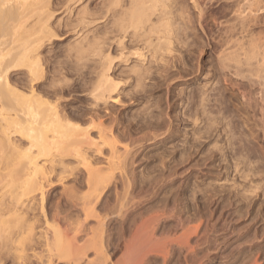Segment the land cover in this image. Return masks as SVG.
I'll list each match as a JSON object with an SVG mask.
<instances>
[{"label":"rangeland","instance_id":"rangeland-1","mask_svg":"<svg viewBox=\"0 0 264 264\" xmlns=\"http://www.w3.org/2000/svg\"><path fill=\"white\" fill-rule=\"evenodd\" d=\"M33 1L31 0V2ZM46 1L36 0L38 4L36 3L35 7H32L33 3L25 0L26 7L23 3L22 6H17L19 9L15 8L14 13L16 10L17 13H23L22 11L24 13L22 15L16 13L18 16L13 14L14 19L11 17L12 20H10L9 17L10 19L7 18L9 20H4V24L5 26L7 24L8 28L4 32L6 35L2 39L3 43L0 41L2 43L0 48H5L4 51H7L8 47V49L16 48L17 45H20L17 44L18 38L23 37L22 43L26 39L29 40L30 38H27L29 34H34L35 29L40 28L41 24L38 21L42 22L45 18L47 20V17H51L50 20L48 19L49 22L48 20H44V22L49 23L48 26L51 27L50 30L52 29L51 32L55 35L50 41L44 39L46 42L43 40V45L41 44L39 50L37 49L38 51L36 50V53L33 54L38 59L41 58L39 64L43 70V79L36 92L40 93L41 99L47 103L57 105L60 114L84 115L85 118L77 120L80 121L81 127L84 126L83 129L92 126L89 125L90 121L88 120L90 110L95 107L90 92L95 84L92 82L98 80L96 78L98 71L102 72L104 69H100L101 64H107L110 61L111 69L108 74L121 89L118 95L113 94L111 99L99 102L98 115H112L115 118L114 124L117 125V129H115L114 135L118 137L116 142L119 141L116 145L118 148L126 145L129 152L122 159H113L109 165L107 147H103L99 153L95 152V147L85 143L86 146L82 145V147H85L87 165L84 166L85 164L83 165L79 158L73 157V153V156L70 153H66L68 156L61 153L63 156L59 157L61 161L58 157L51 158V156H38V154L36 157L37 151L28 148L30 147L28 140L12 131L9 134L8 146L0 147V176H6L3 179L0 178V182H3L0 184V264H41L45 259L46 252L41 247L39 233L46 228L48 222L53 224L52 226L56 224L53 219L56 214L60 218L64 216L69 218L68 224L73 222L78 225L80 220L77 221L78 215L74 213L69 197L72 195L81 197L88 193L84 185L88 169H102L103 171H99L104 174H101L107 175L114 169L112 164L114 165L116 160L119 167L122 163L124 165L121 166L122 168L120 167V171L116 169L118 167H115L114 172L112 171L114 181L111 180L107 195L109 203L117 204L123 201L124 207H129L130 209L127 210L133 211L131 220L125 225L127 230L129 226H132L133 229V226L136 228L143 222L148 224L157 220L162 223L160 230L171 229L175 226L179 228L180 225H184V229L198 226L200 236L197 241L198 247L206 251L205 248L214 243L216 248H220L222 257L216 259L217 264L222 262L239 264V260L244 254L243 251L250 243L259 239L258 241L264 244V220H262L264 217V101L261 102L263 99L261 92L262 90L264 92V76L261 75V71L264 68L260 67L259 70L253 63H250V60L244 64L245 55L249 56V59L252 56V54L251 56L248 54L250 52H247L253 49V46L248 43L251 41V44L258 49L257 51L255 48V50L253 49L254 52L251 53H254V56L252 58L256 59L259 55L256 61L254 59L251 62L260 63L264 67V62H262V58H264V0H177L178 5L177 1L173 0L166 1V4L163 2L160 6L159 3L162 1L158 0V5L155 4L158 10L150 17L153 22L147 23L142 29L147 28L148 24L153 26L156 22L158 23L155 17L163 15V19H160L163 20V25L168 23L169 27L166 31L168 34H165L164 30L167 26L162 27L163 30L159 27L155 30L157 34L162 30L160 33L162 42L157 38L159 35H150V33L147 35L141 28V30L134 31L135 34L139 32V36L132 33L134 29L129 26V23L124 22L126 20L123 19V17L126 18L125 11L122 12V6L123 9L129 6L128 1L130 2V0H122L124 4L122 6L121 2L120 5L117 4L118 7L121 6V9L117 5H111L115 7L111 8L110 6L111 9H109L108 5L112 3L111 1L107 5L110 11L107 8L106 10V5H104L109 3L108 0H80L78 3L72 0ZM161 5H165V8L162 9ZM21 9L24 10L20 11ZM114 11L121 17L124 15L122 19L119 18V15L116 16ZM110 12H113L112 16ZM77 13L82 14L85 18L84 21L83 18L80 19V15L77 16ZM41 14L43 17L38 16ZM24 15L29 16V18L26 16L27 22L24 27V29L29 28V31L25 29L26 32L23 34ZM18 17H20V22H14ZM78 18L83 24L78 22ZM113 19L120 23L115 21L117 23L115 24ZM120 20H124L126 26L131 28L130 30L127 27L128 31L127 34L124 31L125 35L121 32L120 24L122 22ZM7 21H11L12 24L6 23ZM17 22L22 25V28L20 26L21 31H16L19 28ZM44 22L42 23L47 24ZM161 24L159 25L161 26ZM113 25H117V28L115 29ZM150 25L148 28L151 27ZM157 25H154V29ZM33 26L35 29H32ZM245 27H249L246 29L247 33H244L246 32ZM12 29L13 31H11ZM18 32L24 36L26 33L28 36H19ZM115 32L117 33L115 34ZM128 32L134 38H131L133 36H129ZM11 33L16 34L14 40L17 43L13 40L14 35L12 38ZM144 34L147 35L150 44L153 42L148 48H145L144 44L147 38L144 37L145 41L141 39ZM165 35L168 36L165 38ZM83 37L86 39L83 40ZM83 43H86L87 46L86 44L83 46ZM91 43L97 47L92 45L96 48L98 55L93 53L95 50L91 47ZM147 43L146 46H148ZM241 44L244 46L241 47ZM245 44L248 45V49L249 46L252 48L245 51ZM75 45L78 48L81 46L87 48L88 53L86 49L81 51L84 52L83 55L87 54L83 56V59L79 52L82 48L78 50ZM70 47L72 52L69 51ZM74 48L75 51L78 50L76 53L72 50ZM97 49L100 51L98 52ZM77 52L81 55L79 56ZM148 52L154 53V56ZM238 53H241L240 58ZM133 54L142 55L145 58L138 59V56ZM226 54L234 56L235 60L239 58L244 63L239 59L237 62L230 60L232 56H229L231 58L224 57ZM242 54L243 57H241ZM79 57L82 60H79ZM220 57H223V64L220 62ZM105 59H108L107 62ZM238 63L241 68L237 65ZM179 65L192 76V72L198 70L197 77L192 79L189 75L187 78L182 76L179 78L180 74L177 73ZM261 65L257 64L256 66ZM172 66H174L175 72ZM236 66L239 72L242 70L245 74L243 73L244 75L241 76V73L238 72V77H236V70L233 69H236ZM253 66L256 68L255 71L258 69L256 72H260L256 78L259 79L260 76H263L262 79H259L262 80V83L252 78L254 73L256 76ZM136 67L141 68L137 69ZM131 68L132 73H130ZM135 68L140 72L134 70ZM23 71L25 69L9 71L8 81L14 90H17V94L23 93L25 96L28 95L32 84L28 81L26 74L22 73ZM173 73L175 76H172ZM98 74L100 75V73ZM135 74H139L140 77ZM141 74L143 78H141ZM140 79L142 80L140 81ZM242 81L245 82L244 86ZM255 82L261 86L263 84V86L259 87L257 83V87ZM90 83L93 85H91L92 87ZM35 88L34 86V90ZM57 88L63 89L61 95H51L50 91ZM248 93L253 95L256 101ZM257 95L261 99H257ZM113 99H118L119 102H115ZM248 100L249 103L255 101L257 108L255 106L256 109L244 107V104L247 103L245 101ZM2 103L3 101L0 100V104ZM2 106L0 105V112L9 113L11 117L14 116L13 111L7 112L9 111L7 106ZM104 119L106 117L102 120ZM74 121L76 120L71 121V124H78ZM85 121H89L88 124ZM254 122L258 126L253 128ZM84 123L86 124L84 125ZM105 125L106 127L109 125L107 120ZM125 128L129 132L122 134ZM129 134L131 135L129 136ZM89 136L96 140V131H90ZM27 149L31 150L29 152L35 156L39 165L46 167L44 171L47 179L44 183L46 186L44 190L48 191V194L45 195L42 202L39 200L38 193L18 197L20 190H17V193L14 187L6 185V182L12 180L8 176L10 172L18 171L20 173L23 171V161L19 162L20 158L19 160L16 158L20 156L16 157V154L19 155L20 151L26 154ZM13 150L19 152L15 154ZM49 158L53 159L55 163L48 162ZM120 160H123L122 163ZM108 166L109 169L110 166L113 169L109 171ZM120 174L123 175V181ZM116 175L118 176L115 177ZM128 185L130 186L128 187ZM113 186H117V188H113ZM12 188L15 192L11 191ZM155 219L157 220L155 221ZM180 221L181 224H179ZM73 223L71 227L74 225ZM161 233L159 232V235L163 237L164 234ZM27 236L30 237V240L29 238L25 239ZM208 253L212 255L214 252L209 250ZM155 264H159V261Z\"/></svg>","mask_w":264,"mask_h":264},{"label":"bare ground","instance_id":"bare-ground-1","mask_svg":"<svg viewBox=\"0 0 264 264\" xmlns=\"http://www.w3.org/2000/svg\"><path fill=\"white\" fill-rule=\"evenodd\" d=\"M24 1L25 0H0V38H1L0 41L1 42H2L3 37L6 35V34L4 35V32L8 28V27H6V26H8L7 24L5 26L4 20L9 18V17L13 18V16H14L13 14L17 13V10L15 11L16 13H14L15 8H17V6L19 7V5L22 6ZM34 1H35V3H34ZM34 1L31 2V0H29L30 3H33L32 7L37 3L36 0H34ZM48 1H50V0H47L46 2H48ZM68 1H70V0H68ZM72 1H74L75 3H78L80 0H72ZM111 1H112V3H111ZM123 1L122 0H108L109 3L104 4V5H106L105 9L107 8V5L110 3L111 4L108 5L109 9L115 7V6H111V5H117L120 2H121V6H122ZM161 1L162 2L159 3L158 0H130V2L128 1L129 6H126L127 8L124 7V9H123V6H122V12L125 11L124 15L126 16V18L123 17L124 15H122L121 12H120V14L122 15L123 19L127 20V21L126 20L125 21L123 20V21L126 23H129V26H131L134 29L132 33L135 34L134 31H136L137 29L141 30L144 25L146 26L147 23L153 22V21L151 22L150 17H152V15L155 14V11L158 10L155 7L158 5L157 3H159V6H160V4H162L163 2H165V4H166V1L168 2V1H173V0H161ZM174 1L176 2L177 0H174ZM178 1H177V5L179 3ZM29 2H28V5L30 4ZM69 3H67L68 6H69ZM103 3H104V1H103ZM128 3H127V5H128ZM46 4H48V3H46ZM155 4H157V5H155ZM169 4H170V2H169ZM26 5L27 4H25V7H26ZM119 5H117V7ZM171 5H172V3H171ZM173 5H174V2H173ZM21 6H20V8H21ZM110 6H111V8H110ZM161 6H163V5H161ZM43 7H44V5H43ZM120 7H118V8H120ZM163 8H165V5L162 7V9ZM17 9H19V8H17ZM27 9H29V7ZM125 9H128V10H125ZM22 10H24V9H21L20 11H22ZM25 11H27V10H25ZM80 11H82V10H80ZM22 12L24 13V11H22ZM47 12L50 14L49 11H47ZM82 12L84 13V11H82ZM18 13L20 14L21 12H18ZM23 13H21V15ZM112 13H111V16H112ZM116 13L117 12H115V14ZM17 14H16V16H18ZM77 14H78L77 16L80 15L81 16L80 19L83 18L82 20L84 21L85 18L82 16V14H79V13H77ZM50 15H52V14H50ZM117 15H119V14H116V16ZM24 16H25L24 20H26L27 15H24ZM38 16L43 17L42 14L38 15ZM162 16L161 17L160 16L155 17V19L157 18L156 20H158V23L156 22V24L159 25L162 23L161 26L157 25V27H155V29H154V25L156 26V24H153V26H152V24L151 25L148 24L147 28L144 27L148 31V33H147V31L146 32L144 31L145 29L144 30L142 29L143 33H145L147 35L149 33H150V35L151 34H153L155 36L159 35V37H157V38L160 39L159 40L160 42H162L161 38H160V36H161L160 33L163 30L162 27L165 28L167 26V28L164 29L165 32L168 31V27H169L168 23H164V25H163ZM27 17L29 18V16H27ZM114 17H115V15H114ZM120 17L121 16L119 15V18ZM122 17L120 19H122ZM12 18L10 20H12ZM19 18L20 17H18L17 20H14V22L15 21L20 22ZM21 18H22V16H21ZM50 18L51 17H47V20L48 19L50 20ZM111 18H113V17H111ZM116 18L119 19L118 17H116ZM160 18H162V19H160ZM9 19H7V20H9ZM38 19H40V18H38ZM80 19L78 18L79 23L81 22ZM24 20H22L23 21L22 25L24 24L23 28H22V25H19V23L17 22V24H18L17 26L19 28L16 31L20 30V26L22 29H24L26 22H27V20L25 22H24ZM44 20H46V18ZM44 20L42 22H44ZM49 20H48V22H49ZM160 20H162V22H160ZM115 21H118V20H114V23L117 24ZM123 21H121L122 24H120V29H121V32H123V35H125L124 31H126V34H127V31H128L127 27H129V26H126V24ZM165 21H167V19H165ZM8 22H10V24H12L11 21H7L6 23H8ZM42 22H41V20L38 21V23L41 24L40 28L37 27L35 29L34 26L32 27V29H35L36 32L32 35H30L31 33L29 34V37H27V38H30L29 40L23 39L24 45L22 43L23 37L22 38L20 37L21 39L18 38L17 39L18 43H17V41L14 40V39H16V37H15L16 34L14 35L13 33H15V32H13L10 35H12V38L14 35L13 40L17 44H20V45H17L16 48H14V49L13 48L8 49L9 47L8 48L6 47L7 51L6 50L4 51L5 48H3V49L0 48V100L3 101V103L5 102L4 104H6L5 106L3 103L0 105H3L2 107L7 106L6 108L9 111H7L6 109H4V111H7V112L13 111V115H14L13 117H11L9 113L0 112V145H1L0 147L8 146L9 134L12 133V131H13V132L18 133L21 137H24L28 140V143L30 146L28 148L35 149L37 151L36 157L38 154V156H46V157L51 156V158L52 157L53 158L58 157V159H59V157H63L62 155L65 156L66 153H70V155L73 153L74 156H73V154H72V156L73 157L76 156L77 158H79L80 159L79 161L83 165L85 164L84 166H86L87 165V159L85 157L86 156L85 151H84L85 147H82V145L86 146V144L95 147V149H94L95 152H99V153L101 152L103 147H105V148L107 147L108 152H109V155H108L109 160H107V162L109 165H111V163L113 162V159L119 160V159H122L123 157H126V155H128V152H129L126 148V145H123L122 148H118L117 147L118 145H116V144H118L117 142H119V141L116 142L118 137H116L114 135V132L116 131L115 129H117V125L114 124L115 118L112 117V115H104V116L98 115L99 102L106 101L107 99H111V97H112L111 95H113V94L118 95L119 91L121 89V88H119V85H117L115 81H114L115 83L113 82V80L110 78V76L108 74V72L111 69V62L110 61L107 64L104 63L106 65L101 64L100 69H103V68L104 69L102 70V72L98 71V73H100V75L97 73V75H98V77H96L98 79V80H96L97 83L92 82V83H95V84H93L94 86L90 83V86L91 85L93 86V88L90 90V92H91V95L94 99V104H95V107L90 110L91 111V113H89L90 118L88 117L89 118L88 120L91 123V124L89 123V125H92V126H89L90 129L88 127L87 128L85 127L83 129L84 126L81 127V125H79L80 121L79 122L77 121V120L81 119L82 117L85 118L84 115H82V114L81 115L60 114L59 111L57 110V105H55V104L52 105L50 103H47L44 99H41L40 93L37 94L36 89L40 87V82L43 79V75H42L43 70L41 69L42 67L39 64V60H41V58L38 59V57L36 55H33V54H34V52L36 53L37 49L39 50V48L41 47V44L43 45L44 39H46L47 41H50V39L55 35V34L53 35V32H51L53 30L52 29L50 30L51 27L48 26L49 23L46 22L47 24H43ZM118 23H120V22L118 21ZM149 25L151 27L148 28ZM17 26H15V27H17ZM116 26H114L115 29L117 28ZM242 26H243V24H242ZM158 27H159V29L160 28L162 29V30L158 31V33L160 32L159 34H157V31H155ZM240 27H241V25H240ZM124 28H125V30H124ZM150 28L153 29L154 32L151 31ZM247 28H249V27H247ZM247 28L245 27V30ZM25 29H26V31H29L28 30L29 28H25ZM25 29L22 32L23 34H24V32H26ZM130 30H131V28H130ZM11 31H13V29ZM227 31L229 32V30H227ZM121 32L118 31V33H121ZM247 32L248 31L246 30V32H244V33H247ZM22 33L18 32L17 35L19 34V36H22L23 35ZM116 33L117 32H115V34ZM129 33L130 32H128V34ZM154 33H156V34H154ZM2 34H3V36H1ZM137 34L139 36V32H137ZM137 34H135V36H137ZM145 34L142 35V37H141V39H143L144 41H145L144 37L147 38V35H145ZM165 34H168V33L166 32ZM117 35L119 36V34H117ZM131 35L129 34V36H131ZM162 35H163V33H162ZM26 36H28V34L25 33L24 37H26ZM120 36H121V34H120ZM166 36H168V35H165V38H166ZM86 37H83V40H85ZM119 38L120 37H118V39ZM122 38H123V36H122ZM131 38H134V36ZM143 40H142V42H143ZM146 40H147L146 41V43H147L148 38ZM19 41H20V43H19ZM149 41H150V39H149ZM140 42H141V40H140ZM2 43H0V47H2ZM86 43H88V42H86ZM146 43H144L145 48L146 47L148 48L149 46H151V44L153 42L151 44H150V42H148L147 43L148 46H146ZM248 43L253 46V49L255 48V46L253 44H251V41H249ZM10 44H12V43H10ZM83 44H81V45H83ZM85 44L83 46H85ZM95 44H96V42H95ZM95 44L91 43V47H92V45L95 46ZM77 45H79V44H77ZM77 45H75V47L78 48ZM89 45H88V49H89ZM248 45H246L245 51H247L246 49H248ZM3 46H5V45H3ZM86 46H87V44H86ZM97 46H98V44H97ZM243 46L241 44V47H243ZM252 46H249V49L252 48ZM95 47H92V48L95 50L97 48V47L96 48ZM156 47H157V45H156ZM81 48H82V46L80 48H78V50ZM84 49L87 50V48L84 47V48H82V50L79 51L82 54V59L84 58L83 56L87 55L86 53H85L86 55H83L84 52L83 53L81 52ZM93 49H92V51H93ZM98 49H97V51H98ZM253 49H250L249 51H247V52H250V53H248V54H250V56H251V54H252V56H254L253 55L254 53H251V52H254L255 49H256V51L258 50L257 47L254 50ZM72 50H74L75 53H76V51H78L77 49L75 51V48ZM156 50H158V49H156ZM69 51L72 52L71 47H70ZM90 51L91 50H89V52ZM148 51H152V50H148ZM155 51H154V53H155ZM239 51L242 52L241 50H239ZM86 52L88 53V50ZM247 52H246V54H247ZM80 53L77 52V54H79V56L81 55ZM93 53H96V50ZM154 53L148 52V54H152V55ZM232 53H234V52H232ZM232 53H228V54H232ZM242 53H244V52H242ZM256 53H258V52H256ZM137 54H139V52H137ZM228 54L224 55V57L228 58L229 56L233 55L232 54V55L228 56ZM95 55H98V54L96 53ZM133 55H135V54H133ZM144 55H146V54H144ZM152 55H150V56L153 57L154 55L153 56ZM237 55H239V58H240L241 53L240 54L238 53ZM135 56H138L137 57L138 59L140 57H142V58L144 57L142 55H135ZM243 56L244 55L242 54L241 57H243ZM252 56L249 59V56L245 55V58H244L245 63L242 62L239 58H237V59H239L240 62H242L244 64H246V62L248 63L250 60V63H253V65L255 67L259 68V70H260V67L264 68V67H262V65L260 63L251 62V60L255 59V58H252ZM257 56L259 57V55H257ZM74 57L76 58V56H74ZM107 57H105V58H107ZM233 57L234 56H232V58ZM80 58L81 57H79V60H82ZM229 58H231V57H229ZM232 58L230 60H234L236 62L238 61L237 59L235 60L234 58L233 59ZM257 58L255 59V61L257 60ZM261 58H262V55H261ZM261 58H259V59H261ZM108 59H109V57H108ZM108 59H105L106 62ZM79 60H78V62H79ZM220 62H222V64H223V57H220ZM262 62H264V58H262ZM239 63L237 65H239ZM250 63H249V65H250ZM255 64L256 65L258 64L261 66L258 67ZM175 65H177V64L175 63ZM197 66H198V64H197ZM246 66L247 65H245V67ZM173 67L174 66H172V69H174ZM234 67H235V65H234ZM255 67L253 69L254 71L256 69ZM136 68L138 69L141 67H136ZM136 68L134 70L138 71ZM239 68H241V65H239ZM247 68H248V66H247ZM24 69L26 72L23 71L22 73L26 74L28 81L32 84V86L29 89L28 95H25L26 97L23 96V93L17 94L16 93L17 90L15 91L14 88L12 87V85L10 84V82L8 81L9 80L8 79V72L9 71H11V70L12 71H15V70L22 71ZM195 69H197V68H195ZM233 69H234V71L236 70L235 74H236V77H238L237 76V73L239 72L238 67L236 69L235 68H233ZM250 70H251V68H250ZM186 71H188V70H186ZM197 71L196 70L194 72L190 71L193 74V76H192L191 74L185 72L183 67L181 68L180 65L177 68V73L180 74V76L178 75L179 78L181 76L184 78H187L189 75H191L192 79H194L198 75ZM240 71L241 72H239V73H241V76H242L244 71L243 72H242V70H240ZM139 72H140V70L138 71V73ZM174 72H175V69H174ZM245 72H246V70H245ZM258 72H256V76L254 73V77H252V78H254V80L258 78L257 75L260 74V72L259 73ZM261 72H262L261 75L264 76V69H262ZM130 73H132V68H131ZM165 73H167V72H165ZM142 74H141V78H143ZM246 74H247V72H246ZM135 75H138L140 77L139 74H135ZM173 75L175 76L174 73L172 74V76ZM239 76H240V74H239ZM263 76H260V78L262 79ZM259 79H257V80H259ZM141 80L142 79H140V81ZM261 81L259 80L260 83H262ZM250 82L251 81H249V83ZM242 83H243V81H242ZM257 83H256V85L258 87L259 83L258 84ZM253 84H251V85H253ZM244 85H245V82L243 83V86ZM34 86L36 87L35 90H34ZM260 86L261 85L259 84V87ZM262 86H263V84H262ZM246 88L249 89L248 87H246ZM251 88H252V86H251ZM250 91H249V93H250ZM257 91L259 92V90H257ZM62 92H63L62 88H57V89H52L50 91V94L53 96H58V95H61ZM262 93H264L263 90L261 92V98H263L261 102L264 101V94L262 95ZM249 95L253 97V95H251V94H249ZM259 95H260V93H259ZM259 95H257L258 96L257 99L259 98ZM261 98H259V99H261ZM113 100L115 102H119L118 99H113ZM254 100H255V98H254ZM255 101L252 103L251 102L249 103V100L245 101L247 103L244 104L245 105L244 107H246V108L254 107ZM228 103L230 104V101H228ZM259 106H260V103H259ZM2 107H1V111L3 109ZM255 107L257 108V106H255ZM255 107H254V109H256ZM241 109H242V107H241ZM261 111H263V110H261ZM259 114H261V113H259ZM104 117H106V119L102 120ZM73 120H76L74 122H77L78 124H75V123L71 124L72 123L71 121H73ZM106 120L109 122L108 127H106V125H105ZM88 122H86V123L88 124ZM86 123H84V125ZM254 124L255 125L252 126L253 128L258 126V124L256 122H254ZM262 128H263V126H262ZM92 130L96 131V133H97V139L96 140L91 139V137L89 136V132ZM166 131H167V129H166ZM128 132H129L128 129L125 128V131L122 134H126ZM253 132H257V131H253ZM130 135L131 134H129V136ZM88 138H90V139H88ZM121 138H123V137H121ZM119 139H120V136H119ZM127 139H130V138H127ZM30 149L26 150L27 153L24 151L26 154H23L21 151L20 152L16 151L17 153L19 152V155L16 154V152L13 150V152H15V154H16V157L20 156L16 159L19 160V158H20L19 162L23 161L22 163L24 164V166H23V171H21L20 173L18 171L17 172L13 171V172L9 173L11 176L7 174L10 178H12V180H11V182L10 181L6 182V185H8V186L10 185L11 187H14L17 193H18L17 190H20L18 195H17V193H15L18 197L38 193L39 200L42 202L45 195L48 194V191L46 192L44 190L46 188V186H44V183L46 182L45 180L47 179L46 172L44 171V168H46V167H44L45 165L41 166L37 163L35 156H33L31 154V152H29V151H31ZM21 153H22V155H21ZM61 153H64V154L61 155ZM66 156H68V154ZM59 160H58V162L61 161V160L60 161ZM49 161L51 164L55 163L53 161V159L50 160V158H49L48 162ZM116 161H114V165L117 164ZM122 161H121V163H122ZM52 162H54V163H52ZM107 162H106V164H107ZM88 164H90V163L88 162ZM118 164L116 166H114L112 164V167L114 169H115V167H118L116 169L120 171V169L122 168L121 166L124 165V163H122V165H120L121 168L118 166ZM112 167L110 166V169H109V166H108V170L111 171L113 169ZM114 169L112 170L113 172H114ZM86 170H87V167H86ZM99 170L103 171L102 169H99ZM99 170L98 169L93 170V168L92 169L90 168V169H88V171H86L87 174H86L84 185L87 188V191H88L87 194H85L84 196H81V197H77L76 195H74V196L72 195L71 197H69L71 207L74 209V211H75L74 213H76L78 215L77 221L80 220L78 222V225L76 223L74 224L73 222H71V224L73 223L75 226L77 225L75 228L73 227L74 225H72V227H73L72 228L71 224H68V222H70L69 218H66V216L60 218L56 214L53 217L56 224L54 226H52L53 224H51V223L49 224V222H48V224L46 225V228L44 227L45 229H42L43 231L39 233L38 238L40 240V243L42 244L41 247L44 248V250L46 252L45 259L41 262V264H155L157 261H159V264H217L216 259H218V258L220 259L222 257V253H220V248H216V246H214V243L208 245L205 248L206 251H203L200 247H198L199 245L197 244V241L200 238L198 226L190 227V228L185 227L187 229H184V227H183L184 225H180L179 228L175 226L176 228L175 227L171 228V229L165 228V229L160 230V225H162V223L160 220H157L158 219L157 218V219H155V221L157 220L156 222L148 223V224L143 222L140 226H138L136 228H134V226H133V229H132V226L130 227L129 223H128L129 227L127 230V227H125V225L127 224V222H129V220H131V217L133 215V211L127 210L129 208L126 206L128 203H125L126 204L125 206L127 207V208H125L123 205V203H124L123 201L122 202L120 201L121 203L119 202L117 204H112L111 202L109 203V199H108L109 197L107 194H108V191L110 189L109 186L111 184V180L114 179V177L112 175L113 172L111 171L107 175L106 174L102 175L104 173L100 172ZM117 176L118 175H116L115 177H117ZM3 177H6V176L5 175L0 176V178H2V179H3ZM122 177H123V175L121 176V174H120L121 180H122ZM2 179H1V181H3ZM1 183H3V182H0V184ZM7 183H10V184H7ZM6 185L5 186L3 185V187H6ZM129 186L130 185H128V187ZM114 187L115 186H113V188ZM115 188H117V186ZM13 190L14 189L12 188L11 191H13ZM15 190L13 192H15ZM114 190H116V189H114ZM128 193H130V192H128ZM132 195H133V193L131 194V196ZM214 195H216V194H214ZM128 202H130V201H128ZM213 202H214V200H213ZM216 202H217V200H216ZM263 218H262V220H264ZM179 220H181V219H179ZM54 221H53V223H54ZM182 223H183V221H182ZM134 224H132V225H134ZM179 224H181V221ZM49 225H51V226H49ZM86 226H90V227L87 228ZM262 229H263V227H262ZM159 232H162L164 234L163 235L161 233L163 235V237L162 236L160 237ZM28 238L30 240V237H28V236L25 239H28ZM258 240H256V242L250 243L245 248V250L243 251L244 254H243L242 258L239 260V264H264V244ZM209 250L213 251L214 253H212V255H209V253H208ZM221 264H235V263L222 262Z\"/></svg>","mask_w":264,"mask_h":264}]
</instances>
